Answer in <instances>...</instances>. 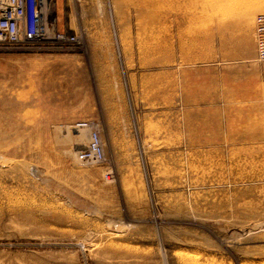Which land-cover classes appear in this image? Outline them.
I'll return each instance as SVG.
<instances>
[{"label":"rangeland","instance_id":"obj_1","mask_svg":"<svg viewBox=\"0 0 264 264\" xmlns=\"http://www.w3.org/2000/svg\"><path fill=\"white\" fill-rule=\"evenodd\" d=\"M58 1L78 45L0 52V264H264V0Z\"/></svg>","mask_w":264,"mask_h":264},{"label":"built area","instance_id":"obj_2","mask_svg":"<svg viewBox=\"0 0 264 264\" xmlns=\"http://www.w3.org/2000/svg\"><path fill=\"white\" fill-rule=\"evenodd\" d=\"M58 0H0V52L35 51L48 41L70 50L79 44L76 34L59 30ZM255 56L264 62V14L254 19ZM86 124H77L84 127ZM87 148L78 154L85 164H101L104 161L97 132L91 128Z\"/></svg>","mask_w":264,"mask_h":264}]
</instances>
